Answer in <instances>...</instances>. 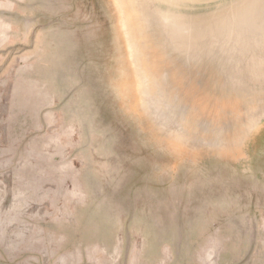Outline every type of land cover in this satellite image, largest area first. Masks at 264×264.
<instances>
[{
    "label": "rangeland",
    "instance_id": "374dc122",
    "mask_svg": "<svg viewBox=\"0 0 264 264\" xmlns=\"http://www.w3.org/2000/svg\"><path fill=\"white\" fill-rule=\"evenodd\" d=\"M126 1L145 86L114 0H0V264H264V22Z\"/></svg>",
    "mask_w": 264,
    "mask_h": 264
},
{
    "label": "bare ground",
    "instance_id": "6f19581e",
    "mask_svg": "<svg viewBox=\"0 0 264 264\" xmlns=\"http://www.w3.org/2000/svg\"><path fill=\"white\" fill-rule=\"evenodd\" d=\"M116 4V8L119 13V17L122 19L121 21V28L124 31V35L128 40V49L131 55L132 62L135 65V68L137 69V74L139 75L141 79L142 86H145L147 84V71L142 68L141 62L143 61L142 57L143 55L140 54L138 51L139 49L136 47V44L134 43L137 38L136 32H134V28L131 26L132 24V14H130L131 9H133L134 4L131 2H128L126 0H114ZM147 1V0H146ZM145 0H139V2L142 4V2H146ZM161 2H164L165 4H168L170 6L169 10H163L156 8V19L161 24L163 29L168 30V44L170 48H172L173 51H180L181 53L188 56V58H195L198 54V48L194 47L197 44V40L199 39L200 35L198 33V30L200 29V25L202 23V20L195 19L188 20L187 18H184L182 16H179L176 12L175 8L178 7V5H181L183 0H159ZM254 1L255 0H238L233 5L237 9V12L239 11L243 15H246L247 13L250 15V18L257 19L259 18L261 26L264 22L263 16H255L253 15L255 13L254 10ZM134 2V1H133ZM152 1L148 0V3L150 4ZM176 6V7H175ZM236 12V11H235ZM236 19V16L229 19L227 22H234ZM237 27L229 26L226 27L230 31L229 34L225 35L227 36L226 39L228 41H231V43H227L226 50L232 49V46H235L236 40H243L245 39V34L249 32L251 35L256 31L255 26H240L237 28L239 31L235 32V29ZM262 30L263 28L260 27ZM136 30V29H135ZM242 30V31H241ZM137 31V30H136ZM234 31V33H233ZM211 34V33H210ZM208 34V35H210ZM220 34V33H219ZM222 35L221 37H223ZM147 64L150 62L153 63L154 61L152 59L145 61ZM251 65L254 66V62L250 61ZM259 64V61H258ZM260 65V64H259ZM262 113L260 116H263Z\"/></svg>",
    "mask_w": 264,
    "mask_h": 264
},
{
    "label": "water",
    "instance_id": "95a60500",
    "mask_svg": "<svg viewBox=\"0 0 264 264\" xmlns=\"http://www.w3.org/2000/svg\"><path fill=\"white\" fill-rule=\"evenodd\" d=\"M177 52V51H176ZM178 53L182 54L180 51H178Z\"/></svg>",
    "mask_w": 264,
    "mask_h": 264
}]
</instances>
